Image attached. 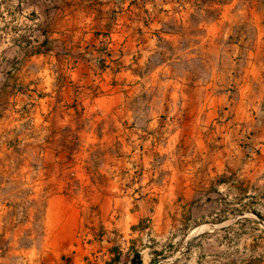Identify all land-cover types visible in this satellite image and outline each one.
<instances>
[{"label": "rangeland", "instance_id": "1", "mask_svg": "<svg viewBox=\"0 0 264 264\" xmlns=\"http://www.w3.org/2000/svg\"><path fill=\"white\" fill-rule=\"evenodd\" d=\"M0 264H264V0H0Z\"/></svg>", "mask_w": 264, "mask_h": 264}]
</instances>
